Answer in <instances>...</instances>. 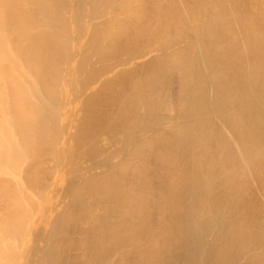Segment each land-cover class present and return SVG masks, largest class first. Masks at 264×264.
<instances>
[{"label":"bare ground","instance_id":"1","mask_svg":"<svg viewBox=\"0 0 264 264\" xmlns=\"http://www.w3.org/2000/svg\"><path fill=\"white\" fill-rule=\"evenodd\" d=\"M0 264H264V0H0Z\"/></svg>","mask_w":264,"mask_h":264}]
</instances>
